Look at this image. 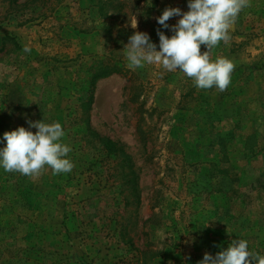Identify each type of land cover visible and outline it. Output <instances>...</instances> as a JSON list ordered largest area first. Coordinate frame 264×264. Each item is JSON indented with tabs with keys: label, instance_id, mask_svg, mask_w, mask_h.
Masks as SVG:
<instances>
[{
	"label": "rangeland",
	"instance_id": "obj_1",
	"mask_svg": "<svg viewBox=\"0 0 264 264\" xmlns=\"http://www.w3.org/2000/svg\"><path fill=\"white\" fill-rule=\"evenodd\" d=\"M187 2L0 0V137L59 122L74 164L0 168V264H198L240 238L264 255V0L212 50L235 64L225 91L125 58Z\"/></svg>",
	"mask_w": 264,
	"mask_h": 264
},
{
	"label": "clouds",
	"instance_id": "obj_2",
	"mask_svg": "<svg viewBox=\"0 0 264 264\" xmlns=\"http://www.w3.org/2000/svg\"><path fill=\"white\" fill-rule=\"evenodd\" d=\"M249 6L250 0H188V11L166 8L157 23L172 35L169 37L158 29L157 45L149 34L136 32L123 50L128 67L135 70L145 65H160L169 72L178 71L192 78L199 89L215 87L225 91L235 64L225 57L212 60L211 53L220 42L229 41L236 19ZM172 17L180 19L169 25L167 21ZM202 45L206 47L203 53ZM23 51L29 53L31 49L26 46ZM27 123L28 129L21 126L0 137V144H4L0 147V168L24 176L38 175L46 165L53 175L71 172L72 149L63 142L66 133L61 123H47L44 119ZM31 129H36L35 133ZM198 264H264V255L250 251L248 241L240 238L215 256L205 253Z\"/></svg>",
	"mask_w": 264,
	"mask_h": 264
},
{
	"label": "trees",
	"instance_id": "obj_3",
	"mask_svg": "<svg viewBox=\"0 0 264 264\" xmlns=\"http://www.w3.org/2000/svg\"><path fill=\"white\" fill-rule=\"evenodd\" d=\"M105 150L108 152V154H121L123 153L122 147L118 145V143L108 139L105 143Z\"/></svg>",
	"mask_w": 264,
	"mask_h": 264
}]
</instances>
